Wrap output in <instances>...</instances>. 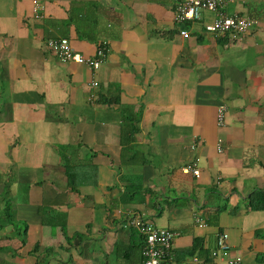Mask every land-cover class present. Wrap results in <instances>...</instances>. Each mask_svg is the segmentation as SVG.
<instances>
[{"label": "crops", "instance_id": "obj_1", "mask_svg": "<svg viewBox=\"0 0 264 264\" xmlns=\"http://www.w3.org/2000/svg\"><path fill=\"white\" fill-rule=\"evenodd\" d=\"M226 11L257 23L216 36L176 24L174 0H0V264H144L134 218L176 233L169 264H228L223 234L264 264V0ZM60 38L105 47L101 67L63 61Z\"/></svg>", "mask_w": 264, "mask_h": 264}, {"label": "built area", "instance_id": "obj_2", "mask_svg": "<svg viewBox=\"0 0 264 264\" xmlns=\"http://www.w3.org/2000/svg\"><path fill=\"white\" fill-rule=\"evenodd\" d=\"M237 0H174L175 4V22L178 25H194L201 24L203 29L214 35H225L231 33L233 35H244L257 23L255 19L229 15L226 7ZM215 15L211 21H206V14ZM183 36L189 35V29L181 30ZM49 46L63 61H74L76 63L85 64L91 69L97 70L101 67L105 57L106 48L100 47L96 54L92 57H86L76 52L69 39L61 38L59 40H50ZM97 85V83H95ZM226 107L220 105L218 108V123L224 125ZM186 173H192L200 176L199 162L193 161L183 168ZM197 222L204 224L202 219ZM131 225L139 229L140 234L144 238L142 247V255L144 264H169L170 253L175 239L176 233L167 228H159L152 222L134 218ZM214 257L222 256L227 258L228 264H243V258L239 255H233L231 246L228 243V235L223 234L218 237L217 248L213 250ZM197 262L198 258L195 257ZM178 264H188L182 262Z\"/></svg>", "mask_w": 264, "mask_h": 264}, {"label": "rangeland", "instance_id": "obj_3", "mask_svg": "<svg viewBox=\"0 0 264 264\" xmlns=\"http://www.w3.org/2000/svg\"><path fill=\"white\" fill-rule=\"evenodd\" d=\"M0 199L4 202V203H6V202H8V197H7V194L5 193V194H3V195H1L0 196ZM111 260H114V258H110Z\"/></svg>", "mask_w": 264, "mask_h": 264}, {"label": "trees", "instance_id": "obj_4", "mask_svg": "<svg viewBox=\"0 0 264 264\" xmlns=\"http://www.w3.org/2000/svg\"><path fill=\"white\" fill-rule=\"evenodd\" d=\"M69 179H71V175H69ZM73 179V178H72ZM259 200V199H258ZM8 203V202H7ZM261 207H264V205L263 206H261ZM143 256V255H142Z\"/></svg>", "mask_w": 264, "mask_h": 264}, {"label": "clouds", "instance_id": "obj_5", "mask_svg": "<svg viewBox=\"0 0 264 264\" xmlns=\"http://www.w3.org/2000/svg\"><path fill=\"white\" fill-rule=\"evenodd\" d=\"M61 39V38H60ZM76 51V50H75ZM77 52V51H76ZM79 53V52H78ZM79 54H81V53H79ZM86 57H88V56H86ZM90 57V56H89ZM74 62V61H73ZM76 63V62H75ZM80 64V63H79Z\"/></svg>", "mask_w": 264, "mask_h": 264}]
</instances>
